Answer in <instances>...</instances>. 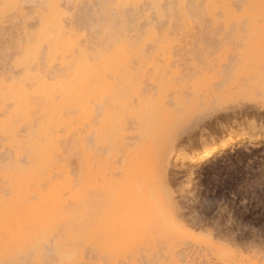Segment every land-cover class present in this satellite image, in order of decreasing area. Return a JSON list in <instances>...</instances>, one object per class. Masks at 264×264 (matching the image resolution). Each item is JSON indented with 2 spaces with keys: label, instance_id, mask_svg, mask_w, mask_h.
<instances>
[{
  "label": "bare ground",
  "instance_id": "6f19581e",
  "mask_svg": "<svg viewBox=\"0 0 264 264\" xmlns=\"http://www.w3.org/2000/svg\"><path fill=\"white\" fill-rule=\"evenodd\" d=\"M246 1L250 4L246 13L251 7L264 13V0ZM100 2V5L107 2L113 5V15L119 21L116 23L114 15L117 27L130 20L128 16L138 17L151 38L156 36V25L159 26L154 21L164 22L169 4V10L175 5L174 15L179 13L185 18L196 14L197 9L203 10L195 18L200 12L216 18L218 14L229 17L242 10L241 4L237 7L234 0ZM70 3L69 0H40L41 7L35 10L36 23L29 21L34 24L30 26L23 7L26 3L22 6L19 0H0V24L9 23L10 19L11 22L17 18L22 20L21 27L15 22L22 36L14 52V66L19 71L13 70L14 75L20 72L21 76L16 78L9 73L11 77L7 78L6 74V78L0 79V133L11 139L10 145L16 148L14 160L0 168V264H20L22 257L23 264H121L142 244L152 242L155 246L161 240L168 244L171 264H181L177 259L181 245L185 239L194 237L184 230L180 220L178 188L175 190L169 177L170 162L177 159L181 163L179 168L186 170V192L194 183L195 175V168H188L186 164H204L216 148H229L244 140L264 141V127L257 124L255 117L247 127L242 124L238 130L231 128L218 141L205 142L195 151L177 150L179 127L194 112V101L177 92L173 97L167 95L171 80L161 81L160 76L150 79L151 87L144 86L140 68L132 65L134 57L137 56L139 63L142 60L141 50L134 52L132 43L142 23L133 29L126 24L129 30L125 25L116 28L101 24L103 16L104 19L113 16L107 17L102 11L103 16L96 22L98 30L92 32V35L97 33L95 40L98 41H92L82 27L75 28L67 22ZM130 21L127 23L135 24ZM130 30L135 35H130ZM255 100L250 97L248 102L259 105L260 101ZM218 102L211 107L216 118L229 111L228 106ZM208 109L199 110L202 115L196 123L187 124L188 127L197 129ZM35 122L36 133H28V140L24 142L17 134L18 128L35 127ZM62 128L67 129L70 144L62 141ZM24 143L29 153L26 159L21 157ZM71 154L75 156L74 168L71 167L74 164L70 165ZM192 223L191 226L195 225ZM88 248L95 263L86 254ZM211 251L223 259L220 248L217 252ZM247 261L246 264H256L250 259Z\"/></svg>",
  "mask_w": 264,
  "mask_h": 264
},
{
  "label": "rangeland",
  "instance_id": "374dc122",
  "mask_svg": "<svg viewBox=\"0 0 264 264\" xmlns=\"http://www.w3.org/2000/svg\"><path fill=\"white\" fill-rule=\"evenodd\" d=\"M25 1L23 2L27 5L29 4L28 6H23L25 4H23L21 0H19V3L24 7L27 14L26 22L29 24V21H33L34 23L36 21L34 17L35 10L41 7L40 0ZM98 1L100 2V0ZM98 1L69 0V3L71 2V7L69 8L70 4H68L67 17L69 16L70 18H68L70 20L66 17L67 22L73 27L77 28L79 26V29L82 27V31L87 34V38L92 41H98L95 40L98 36L97 33H93L92 35V32L98 30V24H96V22L98 23L100 16L102 17V14H104L109 17L110 14L113 15L114 12L112 8L113 5L109 2H107V5H100ZM103 1L101 0V2ZM242 1L245 3L243 4ZM234 2L235 5L236 3L239 4V6L237 4L239 8L241 4L242 10H237L236 14L233 16L227 17L223 14H221L222 16L218 14L219 16L216 18H211L206 13H202L201 15L203 9L199 8L201 12L198 14L197 18H195V15L200 10L197 9L196 14H190L192 20L190 19L191 17L189 18L188 16V18H185L179 13L178 15L176 14V17L173 13V11L176 12L175 5H171L172 8L169 10L170 4L168 5V2H166L168 8L166 7L167 11H163H166L165 13L168 16L163 17L162 21L164 20V22L158 19V22L154 21V23L159 24V26L156 25V36L152 38L151 34L148 32V28L143 24L142 19L138 17L137 19L128 16V19L130 18V20H133L135 24L127 23L128 21L132 22L128 19V21L120 23V26L124 27L125 25L126 28L132 25V28L129 29L135 28L138 23H142L143 25L140 26L141 31L138 33L137 39L134 40L135 42L132 41L135 47L133 50L134 52L138 50L143 51H140L142 60L139 63L136 56L132 60V65L134 68H140L146 82V84L144 82L146 88L152 86L150 82L151 78L160 76L159 79H161V81L163 78L165 81L171 80L170 84L172 86L168 87V91L166 92L167 95L170 94L173 97L176 92L185 95L188 99L194 101L192 106L195 107V113H198L199 110L210 108L205 111L206 116L201 122L203 124L200 123L201 127L190 129L186 122H183V126L180 125L178 130L179 137L176 142L177 150L184 148L195 151L205 142H209L210 140L216 141V139L218 141V139L225 136L230 130L240 129L242 124L243 127H247L252 120H255V117L257 124H261L264 127V109L262 110L259 107L261 103L256 106L248 102L250 97L260 101L262 85H264V13H258L254 7H251L249 13H246L245 9L250 7L248 1L234 0ZM72 5L74 6L73 9ZM35 6H37V8ZM237 7L235 6V9ZM26 8H28L29 11L33 8V11L29 12ZM163 9H165V7ZM102 11L104 13L101 14ZM114 15L115 17L117 16L116 14ZM114 15L109 18L105 17V19L103 16L101 18V24L114 25V27L119 28L120 26L117 27V24L115 25L116 21V23L119 24L118 16L117 20L115 18L116 21H114ZM173 15L176 18L173 17ZM131 17L133 19H131ZM20 20L21 18H17L11 22L10 19L8 20L9 23L6 21L0 24V79L6 78V74H8L6 75L7 78L11 76L16 77V75H18V78L21 76V74H19L20 72L18 74L15 72L16 75H14L13 72V70L19 71L14 66V60L16 56L15 53L17 52L16 42L22 36V30L19 28L21 23H19ZM15 22L19 23V25ZM32 24L30 26H32ZM126 24L129 26H126ZM171 24H174V26L172 27ZM84 28L87 29L88 32H86ZM142 28L146 29L143 30ZM157 29L159 30L157 31ZM89 33L90 36H88ZM130 33V35H135V32L132 30H130ZM140 35L141 37L139 39ZM92 36H94V40ZM148 40L151 42L148 43ZM232 65L233 67L231 68ZM5 68L9 70L7 71L8 73ZM9 73L11 76H9ZM177 87L178 89H176ZM218 100L220 103L228 106L230 112L227 111L228 113L224 112V114L222 112L216 118V114L212 116V108L219 104ZM190 104L191 103L188 105L190 106ZM249 105L252 108H250ZM233 108L235 109L233 110ZM237 110L239 111L238 113ZM243 114H245V116ZM259 115L261 116L259 117ZM247 117H249V119ZM209 118L212 121L208 120ZM213 121L214 123H212ZM22 126L18 128L17 134H19L18 136L23 139L24 142H27L28 137H26V135L28 133H36L37 124L35 122V127L32 128L23 126L24 129H22ZM182 131L184 132L183 134ZM60 134L63 137L62 141L70 144L71 137L68 136L67 129L62 128ZM206 134L208 135L206 136ZM2 135L3 134L0 133V153L6 160L4 159V163V160H2L3 158L1 159L0 156V168L5 167L8 162L14 160L16 149L10 145L11 139ZM239 144H234L227 148L229 153H232L233 147L243 149V151H237L233 154L235 163L229 168L217 165L216 156L210 157L202 165L193 166L186 164L188 168H191V166L195 168L194 183L190 189L186 190L187 193L184 192L186 170L179 168L181 163L177 159L172 160L169 164V167H171V170L169 168L171 173H169V177L172 179V185L175 190L178 188L176 190V200L180 206V220L184 224V230L194 237V239H185L184 242H186L181 245L182 251L177 257V259L181 261V264H186V262H189V264H238L245 261L247 263V259H250L252 263L264 264V241L260 238L261 228L264 226V141L250 142L249 140H244ZM25 146L26 143L21 147L22 159H26L29 154ZM217 155H219V153H217ZM70 159L72 161L70 165H73L75 156L71 154ZM71 167L74 168L75 164ZM182 189L183 191H181ZM209 197L216 201L218 209H223L232 216V223H228L219 212L212 217H205L201 214L198 206L201 205L202 201H207ZM191 223L195 225L191 226ZM248 225H251V227H247ZM199 226H201V228ZM61 229L62 227L59 228V230ZM161 241H157L155 246L152 245V242L142 244L135 254H130L126 261H121L120 263L171 264V258L168 253L169 249L167 247L168 244L164 243L165 241L163 240ZM187 242L191 243L187 245ZM150 244L152 246H148ZM217 248L221 249L220 255L223 259H218L211 254V250L217 252ZM89 249L90 248L86 250V254L88 253V258H91V262L95 263V260H92L94 256L92 250L90 249V252ZM22 258L20 264L25 262V258Z\"/></svg>",
  "mask_w": 264,
  "mask_h": 264
},
{
  "label": "snow or ice",
  "instance_id": "6c2138e0",
  "mask_svg": "<svg viewBox=\"0 0 264 264\" xmlns=\"http://www.w3.org/2000/svg\"><path fill=\"white\" fill-rule=\"evenodd\" d=\"M7 7L12 8V7H17L16 5H8ZM260 103L261 107L264 108V85H262V90H261V97H260ZM201 113H195L193 112L189 118L187 119L186 123L188 125L194 124L197 122L198 117L201 116ZM208 134H206L207 136ZM206 147H211L210 145L206 144ZM237 151H243V149H237L233 147L232 153H229L227 148L225 149H220L216 148L215 151H212V156H216V163L217 165H222L224 168H229L230 166L234 165L235 159H234V153ZM219 153V155H217ZM201 214L205 217H212L214 216L217 212L221 213L223 217L227 220L228 223H232L233 219L232 216L229 215L225 210L223 209H218L216 201L209 197L207 201H202L201 205L198 206ZM243 227V226H242ZM247 227H251V225H248ZM8 229H11V225H8ZM261 240L264 241V226L261 228ZM246 264V262H245Z\"/></svg>",
  "mask_w": 264,
  "mask_h": 264
}]
</instances>
